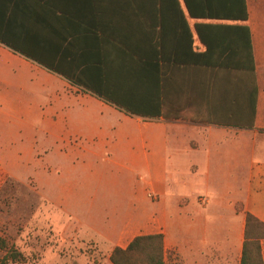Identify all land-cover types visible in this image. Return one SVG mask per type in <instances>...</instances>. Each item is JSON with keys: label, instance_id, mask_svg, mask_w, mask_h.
Listing matches in <instances>:
<instances>
[{"label": "crops", "instance_id": "1", "mask_svg": "<svg viewBox=\"0 0 264 264\" xmlns=\"http://www.w3.org/2000/svg\"><path fill=\"white\" fill-rule=\"evenodd\" d=\"M4 1L3 41L41 44L59 73L0 43V171H26L54 218L75 223L60 234L98 237L110 254L161 234L164 264L167 250L225 264L209 252L237 250L245 213L264 224V0H246L252 73L188 61L189 37L204 51L195 25L226 22H179L181 0ZM199 186L206 198L191 196ZM225 204L236 241L172 239Z\"/></svg>", "mask_w": 264, "mask_h": 264}, {"label": "rangeland", "instance_id": "2", "mask_svg": "<svg viewBox=\"0 0 264 264\" xmlns=\"http://www.w3.org/2000/svg\"><path fill=\"white\" fill-rule=\"evenodd\" d=\"M15 174L14 177L7 176L5 172L0 171V237L4 238L8 248L18 252L22 259L7 261L6 264H111L108 258L110 248L104 249V243L98 237L73 233L60 234V227L66 225L73 227L75 223L67 218L62 220L54 218L58 217L54 213L60 209L42 199L32 179L26 177V171H16ZM198 188L201 190L191 193V196L206 198L203 187ZM235 209L242 211L240 205ZM237 223L238 219L234 217L228 204L213 208L211 206L204 217V223L201 224L202 229L200 228L197 233L190 234L187 226L181 224L182 231L172 227L170 235L172 239H178L180 242L191 239L194 244L212 238L221 243L227 240L229 243V240L236 241ZM235 245L237 250L233 248L226 252H218L214 249L209 252V256L212 259H219L225 255V264H239L242 244L237 239ZM259 247L264 264V238L259 239ZM4 255L5 251L0 250V260ZM191 260L186 258L189 264ZM201 261L203 264H209L203 258ZM182 262L184 261L180 260L177 253L167 250L165 264Z\"/></svg>", "mask_w": 264, "mask_h": 264}, {"label": "trees", "instance_id": "3", "mask_svg": "<svg viewBox=\"0 0 264 264\" xmlns=\"http://www.w3.org/2000/svg\"><path fill=\"white\" fill-rule=\"evenodd\" d=\"M174 2L176 3V0ZM181 2L184 7L183 10L177 3V20L179 22H186V16L190 19L209 22H226L195 25L196 35L204 46V51L192 52V42L189 37L188 49L191 55L188 61L190 63L206 67L236 68L253 72L249 30L245 24L247 21L246 0H181ZM6 5H8L6 1L0 0V12ZM169 11V8L165 7L164 1L161 10L162 20H165V17L167 18ZM3 38V34L0 33V43L2 45L55 73H59L57 65L48 63L43 59L41 44H36L40 46L37 51V47H34L35 44H31L30 47V44L5 42ZM77 85L89 90V86L85 83ZM92 93L102 97L97 92ZM104 100L117 103L107 97H104ZM117 107L129 115L155 117L154 114H148L149 116L137 114L139 112L129 106L118 105ZM261 238H264V224L251 214L245 213L239 264H263L259 247V239ZM0 250L5 251L0 264L22 259L18 252L8 248L6 240L1 237ZM163 253V237L161 234L143 235L134 237L124 249L114 248L111 251L109 260L111 264H164Z\"/></svg>", "mask_w": 264, "mask_h": 264}, {"label": "built area", "instance_id": "4", "mask_svg": "<svg viewBox=\"0 0 264 264\" xmlns=\"http://www.w3.org/2000/svg\"><path fill=\"white\" fill-rule=\"evenodd\" d=\"M147 197H148L149 199H151V200H153V199L155 198V196H154L153 194H151V193H148V194H147Z\"/></svg>", "mask_w": 264, "mask_h": 264}]
</instances>
